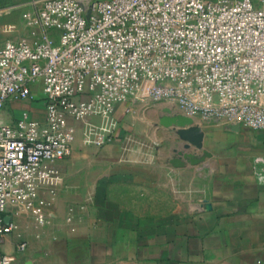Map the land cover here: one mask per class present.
Listing matches in <instances>:
<instances>
[{"label": "built area", "instance_id": "obj_1", "mask_svg": "<svg viewBox=\"0 0 264 264\" xmlns=\"http://www.w3.org/2000/svg\"><path fill=\"white\" fill-rule=\"evenodd\" d=\"M37 3L26 17L42 39L0 49V264L28 248L21 239L14 254L2 251L18 217L48 224L59 163L76 140L70 119L82 123L83 144L98 148L115 140V111L127 103H170L195 120L264 129V0ZM9 101L41 103L44 119L25 110L3 123Z\"/></svg>", "mask_w": 264, "mask_h": 264}, {"label": "crops", "instance_id": "obj_2", "mask_svg": "<svg viewBox=\"0 0 264 264\" xmlns=\"http://www.w3.org/2000/svg\"><path fill=\"white\" fill-rule=\"evenodd\" d=\"M131 105L117 106L120 128L102 148L84 145L82 123L70 120L76 140L59 163L63 183L48 224L37 229L21 215L19 232L3 238V253L14 254L22 239L28 248L15 264H264V129L196 119L203 149L186 150L178 129L155 122L167 115L163 108L126 111ZM25 110L44 119L41 103L9 101L3 123ZM181 151L205 160L182 159L177 167ZM79 163L85 174L74 171ZM157 190L159 209L152 206Z\"/></svg>", "mask_w": 264, "mask_h": 264}, {"label": "rangeland", "instance_id": "obj_3", "mask_svg": "<svg viewBox=\"0 0 264 264\" xmlns=\"http://www.w3.org/2000/svg\"><path fill=\"white\" fill-rule=\"evenodd\" d=\"M37 0H0V49L3 48L6 41L23 37L26 38L30 43H37L42 39V31L34 26L26 15L29 17L32 16L37 10ZM178 111V109L169 104V103H147V104H132L131 107L126 111ZM127 114V113H126ZM175 114V112L173 113ZM177 114V113H176ZM175 114V115H176ZM3 120V116H2ZM71 120V119H70ZM130 123L138 121L140 124L147 123V119L145 117H141L140 119H127ZM159 116L155 117V122H160ZM201 121L196 120V124L199 125ZM177 141L184 142L181 134L176 133ZM85 167V164L79 163L74 171L76 172H87V169L82 168ZM73 171V170H72ZM91 172H95L96 169H89ZM80 177L77 179L79 181ZM170 197V196H169ZM160 193L157 190L156 195L153 197L154 203H152L153 207L159 209L160 205ZM174 204L171 202L168 204V207H171ZM107 264H141L134 263L130 261L120 260V261H110Z\"/></svg>", "mask_w": 264, "mask_h": 264}, {"label": "water", "instance_id": "obj_4", "mask_svg": "<svg viewBox=\"0 0 264 264\" xmlns=\"http://www.w3.org/2000/svg\"><path fill=\"white\" fill-rule=\"evenodd\" d=\"M167 115L160 119V124L167 128H176L178 133L181 134L182 139L186 142L185 149H190L191 146H195L198 149H203V134L199 126L196 124V120L191 117L183 116L181 114H173L172 111L166 110ZM180 159H177L174 163L177 167L184 166L182 159L187 160L191 165H198L205 160V157L196 159L193 154L187 152H177ZM26 264H31L26 263Z\"/></svg>", "mask_w": 264, "mask_h": 264}]
</instances>
